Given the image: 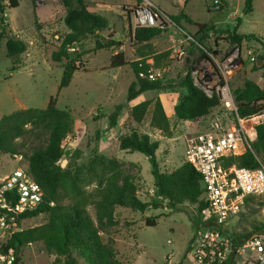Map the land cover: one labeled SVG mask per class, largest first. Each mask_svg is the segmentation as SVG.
<instances>
[{
	"label": "rangeland",
	"instance_id": "rangeland-1",
	"mask_svg": "<svg viewBox=\"0 0 264 264\" xmlns=\"http://www.w3.org/2000/svg\"><path fill=\"white\" fill-rule=\"evenodd\" d=\"M166 2L170 6L166 8L168 13L180 12L187 6L191 11H196L199 19L211 21L208 23L211 27H215L216 31H222L221 33L212 31L213 40L205 39L199 42L201 48L197 46L198 50L192 49L191 52H187L189 58L201 56V52L204 54L203 49L214 48V43L223 52L235 45L236 43L232 44L228 41L227 31L235 30L239 18L241 23L237 33L250 37L245 38L240 46L252 50L256 55L264 56V0H254L253 11L250 14L244 13V0H229L228 8L217 13L207 11L206 0H192L191 3L188 0H166ZM0 3L5 8L9 34L23 40L27 45V50L20 56L18 64H14V61L6 57L5 41L1 44L0 118L27 108L45 109L52 97L57 98V107L71 111L74 118V129L66 140L65 155L59 163L61 167L70 171L84 169L101 153L118 158L124 161L121 168L122 175L132 177L138 185L140 199L150 202L155 195V185L147 157L139 152L129 153L121 150L119 143L113 138L103 139L104 131L109 127L107 115L116 106L124 107L119 123L126 120L129 107L133 105L128 103L127 98L129 88L135 81V75L131 67L127 66L108 70L110 50H116L120 46L107 51L96 50V42L105 44L110 40V36L114 39L116 30L124 32L127 29L124 28L122 31V24L110 16L108 18L114 26L113 31L101 32L77 44L74 56L80 55V62L77 64L81 67V71H77L70 85L60 91L63 69L51 60L52 51L60 45L62 37L66 34L63 22L65 10L60 0L36 3L31 0H19V7L15 9L9 8V0H0ZM124 18V25L127 26L131 17L127 15ZM192 30L193 33L190 34L199 40L198 29ZM121 38L123 39L119 41L121 44L125 42L129 44L127 32H124ZM172 45L170 37L163 36L155 45L151 43L146 47H135L132 50L134 56L130 58L145 56L142 62L148 68L165 69V85H174L179 78L186 75L187 61L180 62L175 57ZM166 53L168 55L164 56ZM12 70L14 71L11 72ZM263 73L264 69H255L251 66L243 68L231 82L232 92L240 88L245 80L254 81L264 90ZM163 93L162 99L165 94L169 96L181 94L178 88ZM157 95V92L153 91L144 92L140 95L138 102L154 99ZM172 101L174 99L169 97L168 102L165 103L166 106L169 107ZM216 111L223 113L222 108ZM120 124L113 130L114 133H122ZM123 126H126V132L137 130L140 133H150L152 140L159 142L160 148L156 155L164 172L176 170L184 164L186 138L194 135V132L203 130L200 124L191 121L181 123L172 120L173 136L166 139L167 137L150 127L149 115L141 124H128L126 120ZM23 143L26 144V150L38 145V141L33 138H28ZM26 166L22 156L0 153V180L11 174L17 167ZM83 176H85L84 170ZM88 210L92 219L96 221L94 207L91 206ZM121 211L125 212L128 218L121 222L119 228L103 232L101 235L104 241L110 237L129 239L115 245L119 258L124 264H168L167 256L172 252H174L172 262L191 264V256L188 254L189 243L202 221L197 205H183L178 207V210L172 211L167 208V202H164L161 208L150 209L144 214L138 212L133 214L127 209ZM148 216H159L156 227H147L144 224V218ZM133 221L138 222L135 233L125 234L127 232L125 229H128L134 223ZM46 222L47 216L42 214L22 220L18 228L28 229ZM260 222H263L260 205L255 198H250L244 201L239 213L233 218V231L239 239L243 240ZM11 237H0V254H6L2 249L10 243ZM168 241H171V244H168ZM11 250L20 264H62L64 261L62 258L57 259L56 255L49 252L42 243L29 244L18 251ZM79 262L87 264L82 258H79Z\"/></svg>",
	"mask_w": 264,
	"mask_h": 264
},
{
	"label": "trees",
	"instance_id": "trees-1",
	"mask_svg": "<svg viewBox=\"0 0 264 264\" xmlns=\"http://www.w3.org/2000/svg\"><path fill=\"white\" fill-rule=\"evenodd\" d=\"M31 1L36 3L45 0ZM60 2L65 10L63 22L68 32L62 37L60 45L52 51L51 60L63 68L59 86L61 91L70 85L74 74L81 71L77 64L80 62V55L74 56L77 44L88 37L110 30V26L106 17L89 11L85 0ZM208 2L209 0L207 1L209 11ZM228 4V0H222L220 11H225ZM253 5L254 0H244V13H252ZM18 7L19 0H9L10 9ZM171 17L181 27L194 23L192 18L183 12ZM240 23L239 18L235 30L227 31V39L232 44L241 45L245 38H250L237 33ZM8 27L5 8L0 3V48L5 41L6 57L14 61V64H18L20 56L27 50V45L23 40L10 35ZM210 31L222 32L207 24L198 31L199 42H203ZM163 33L165 32L158 28L136 29L133 38L137 44L146 47ZM109 39L105 44L97 41L96 50L121 46L113 36ZM71 48L75 51L71 52L69 50ZM192 49L198 50V47L191 44L187 51L191 52ZM201 53V56L194 58L196 61L204 57L205 54ZM167 55L168 53L164 54ZM190 58L187 56L186 60L190 61ZM260 58L263 63L260 66L255 65V69H264V56ZM126 65H129L135 74V81L128 91V102L135 100L144 92H164L178 88L181 94L175 106V116L180 122L207 118L222 107L218 96L208 97L194 85L190 73L179 78L174 85H165V81L151 82L139 77L141 71L149 69L147 65L144 64V67L140 68L138 62H127L122 53L112 57L110 69ZM233 95L241 118H252L264 113V90L254 81L245 80ZM123 109L122 105H118L107 116L109 129H114L118 125ZM148 115L151 128L160 131L164 137L172 138L173 128L160 99L145 101L132 107L129 111L128 124H141ZM253 120L256 123L260 118ZM73 129L74 118L71 111L59 109L57 98L54 97L50 99L45 109L27 108L0 118V153L22 156L29 174L45 192V203L36 211L22 215L18 224L22 220L42 214L47 216L45 224L13 233L10 243L2 249L3 253L7 254L11 249L18 251L29 244L42 243L49 252L56 255L57 259L64 260L62 264H80L79 258L87 264H124L115 249L116 239L110 237L104 241L101 235L103 232L119 228L121 221L125 220L122 219V209L144 214L150 209L161 208L164 202H167V208L172 211L183 205H197L200 212L207 206L206 190L200 173L185 162L176 170L162 171L156 155L159 142L137 130H131L121 136L119 147L126 152H139L147 157L155 185V195L150 202L140 199L137 183L132 177L122 175L123 162L117 158L101 154L91 160L84 169L70 171L62 168L59 163L65 155L66 140ZM28 138L37 140L38 145L26 150L23 141ZM21 139L24 140L19 142ZM251 148L244 147L240 155L227 157L225 166L255 169L260 164L264 165V123L255 127V139L251 143ZM250 198H255L258 205H261V200L256 197H248L246 201ZM91 206L95 209L96 221L89 213L88 208ZM158 220L159 216L144 218L147 227H156ZM262 231L264 223L260 222L246 239Z\"/></svg>",
	"mask_w": 264,
	"mask_h": 264
},
{
	"label": "built area",
	"instance_id": "built-area-1",
	"mask_svg": "<svg viewBox=\"0 0 264 264\" xmlns=\"http://www.w3.org/2000/svg\"><path fill=\"white\" fill-rule=\"evenodd\" d=\"M208 3L210 12L220 11L222 0H209ZM125 10L131 16L134 30L158 28L165 33L176 34L171 40L178 59H182L186 53L180 44L187 48L191 44L201 48L195 36L153 2L142 0ZM213 38L210 31L206 39ZM214 44L215 47L209 50L202 48L205 55L199 61L196 58L187 61V73H190L194 85L208 97L218 96L223 110L222 114L215 113L197 120L196 123L203 130L186 138L184 162L202 176L207 201V206L198 212L202 221L189 243L188 254L191 264H264V231L242 240L232 227L233 218L248 197L261 200L264 223V165L260 164L255 169L225 166L227 157L240 155L244 147L252 149L255 127L264 123V113L256 123H252V120L257 117L239 116L231 82L243 68L260 66L263 60L252 50L237 44L225 52ZM69 50L75 51L74 48ZM136 62L140 68L144 67L142 60ZM165 73V69L149 68L141 71L139 77L151 82L164 81ZM44 203L45 192L26 167H17L0 180V237L12 236L19 229V218L36 211ZM173 257L174 252L167 256L168 264H176L172 262ZM0 264H18V259L11 250L7 254H0Z\"/></svg>",
	"mask_w": 264,
	"mask_h": 264
},
{
	"label": "crops",
	"instance_id": "crops-1",
	"mask_svg": "<svg viewBox=\"0 0 264 264\" xmlns=\"http://www.w3.org/2000/svg\"><path fill=\"white\" fill-rule=\"evenodd\" d=\"M85 1L87 2L89 11H91L93 13L100 14V15L106 17L108 19V21H109L110 16H113L115 19H117L122 24V27H121L122 31H124V28L127 29L124 32H127V35H128V43L129 44H127V42H125V43L121 44V46L118 49H116V50H110L109 65H108V68L109 69L108 70H114V69H110L111 59H112V57L114 55H116L118 53H122L124 55L125 60L127 62H134V61L136 62L137 60H142L143 57H145V56H137V57H135V59L134 58L133 59L130 58V57L134 56V54L132 53V50L135 47L137 48L138 46H143V45H139V44H137L135 42V40L133 38L134 37L135 30L132 27L131 21L128 22L127 26L124 25V23H125V18L124 17L127 16V15L130 16V14L128 12H126L125 8L128 7V6H133V5L139 4L142 0H85ZM149 1L153 2L159 9H161L164 13H166V14H168L170 16H175V15H178L180 12H183L184 14L188 15L189 17H191L192 20H193V22H194L193 25H189V24H185L184 25V28L189 33H193V30H192L193 28H195V29L197 28L198 29L197 31L200 30L199 27L195 23H198V24H208L209 22H211V21L208 22V21H204V20L199 19L198 16H197L196 11L195 10L194 11H191L187 6H186L185 10H181L180 12H171V13H168L166 8L167 7L170 8V6L166 2V0H149ZM188 1H189V3L192 2V0H188ZM207 1L208 0H206V2H205L206 3V7H207ZM228 3H229V0H228ZM207 11H208V8H207ZM63 17H65V11H63ZM109 26H110V30L113 31L114 26L111 25L110 21H109ZM67 32L68 31H67V28H66L65 33H67ZM124 32H119V31L116 30V33L114 35V40H116V41H123V39L121 37L124 34ZM174 35H176V34H173V33H163L160 37L152 40L149 44H151V43H154V45L157 44V40H160L163 36H169L170 39H172V37ZM183 45L184 44H180V47H182L184 49L183 51L186 52V53H185V56L182 59H178V60H180V62L182 60L183 61L186 60V58L188 56V54H187V52H188L187 51V47L185 45L183 47ZM176 51L177 50H174V52H176ZM174 55L176 56L177 54L174 53ZM126 66L127 67H130L129 65H126ZM126 66H123V67H126ZM186 66H187V63H186ZM58 67L62 68V66L60 64H58ZM123 67H119V68H116V69H121ZM148 92H150V91H148ZM153 92H157L158 95L154 99H160V101H161V103H162V105L164 107L165 113L168 116L170 122L172 123V120H177L176 119V116H175V106L179 102L180 95L178 96L177 94L176 95L173 94L172 96H169L168 94H165V95H163V99H162L161 98V95L164 94L163 92H160V91H153ZM140 95L135 100H133L131 102H128L129 104H131V103L133 104L132 106L129 107V111L135 105H137L139 103H142V102H145V101L138 102L139 101V98H140ZM169 97H171L172 100L174 99V101H172V104H170L169 107H167L165 103L168 102V98ZM154 99H151V100H154ZM147 101H149V100H147ZM129 111H128V116L126 118L127 121H128V118H129ZM215 113H218V112L215 111L213 114H215ZM104 116H105V114H104ZM172 118H174V119H172ZM126 120L123 123H121V124L119 123V120H118V125L117 126H119V124H120V126H121L120 130L122 131V133L121 132L114 133L113 130H115V128L117 126L114 129H109V127H108L107 130L104 131V134H103L104 135L103 136L104 138L103 139L104 140H111V138H113V139H115L116 142L119 143V138L121 136H123V135H125V134H127V133L130 132V131L129 132H126V126L125 127L123 126V124H125ZM184 122H187V121H181V123H184ZM191 122L196 123L195 121H191ZM153 130H155V129H153ZM155 131H158V130H155ZM145 133L148 134V135H150L152 137V135L150 133H147V132H145ZM166 139H168V138H166ZM159 148H160V146H159ZM101 154H103V153H101ZM103 155H105V154H103ZM105 156H107V155H105ZM107 157H109V156H107ZM109 158H112V157H109ZM118 160H120V159H118ZM120 161L121 162H124L122 160H120ZM159 164H160V162H159ZM160 168H161V165H160ZM121 212H122V219L128 218V216L125 214V212H123V211H121ZM146 212H148V211H146ZM130 213H133L134 214L133 211H131ZM121 222H123V220ZM133 222L134 223L132 225H130L128 229H125L127 231L125 234H128V232H130V233L132 232V234L135 233V227L137 226L138 222H136V221H133ZM139 222L143 223L142 221H139ZM135 239H136V237H135ZM127 240H129V239L128 238H126V239H123L122 238L121 239V237H118L116 239V244H121L122 241L123 242H126ZM179 263L180 262H177L176 264H179ZM18 264H20L19 261H18Z\"/></svg>",
	"mask_w": 264,
	"mask_h": 264
},
{
	"label": "water",
	"instance_id": "water-1",
	"mask_svg": "<svg viewBox=\"0 0 264 264\" xmlns=\"http://www.w3.org/2000/svg\"><path fill=\"white\" fill-rule=\"evenodd\" d=\"M195 24L199 27L200 30L203 29L205 27V25H206V24H198V23H195ZM261 61H262V59H261ZM22 230H23L22 228H19L18 232H20Z\"/></svg>",
	"mask_w": 264,
	"mask_h": 264
},
{
	"label": "bare ground",
	"instance_id": "bare-ground-1",
	"mask_svg": "<svg viewBox=\"0 0 264 264\" xmlns=\"http://www.w3.org/2000/svg\"><path fill=\"white\" fill-rule=\"evenodd\" d=\"M252 123H255L254 120H252ZM248 127H249V129H250V123H248Z\"/></svg>",
	"mask_w": 264,
	"mask_h": 264
}]
</instances>
